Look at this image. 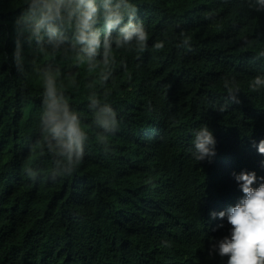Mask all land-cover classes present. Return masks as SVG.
Instances as JSON below:
<instances>
[{
    "label": "trees",
    "instance_id": "16d2710c",
    "mask_svg": "<svg viewBox=\"0 0 264 264\" xmlns=\"http://www.w3.org/2000/svg\"><path fill=\"white\" fill-rule=\"evenodd\" d=\"M30 3L0 0V264H227L218 248L227 214L211 213L243 197L242 171L256 173L253 187L264 182L254 146L264 140V88H249L264 77V0H129L149 38L117 47L118 27L108 50L97 0L101 46L91 60L75 39L74 0L61 5L56 36L45 27L39 39ZM45 73L89 137L71 177L52 179L53 160L31 151ZM226 80L239 91L230 95ZM105 106L116 133L96 122ZM201 125L216 155L198 162Z\"/></svg>",
    "mask_w": 264,
    "mask_h": 264
},
{
    "label": "clouds",
    "instance_id": "9594fccd",
    "mask_svg": "<svg viewBox=\"0 0 264 264\" xmlns=\"http://www.w3.org/2000/svg\"><path fill=\"white\" fill-rule=\"evenodd\" d=\"M105 26L103 47L110 48L111 33L119 27V37L115 40L117 47L123 42L135 39L141 48L149 36L142 23H134L135 6L129 0H101ZM64 0H31L29 13L36 17L32 35L40 38L41 29L47 28L50 38L57 34L55 22L62 19L61 5ZM67 10V9H66ZM100 8L97 0H74V6L69 10V16L75 17V39L82 46L81 50L88 59H92L101 46L100 34L96 29L97 15ZM125 17L127 22L125 23ZM122 25V26H121ZM188 38L184 43L187 44ZM155 47L163 49L164 43L158 42ZM224 88L231 95L239 91L234 81L224 82ZM252 92L264 88V77L257 76L249 84ZM233 99L235 97L233 96ZM239 103V101H236ZM92 106L99 104L95 98ZM223 111V109H221ZM116 113L110 107H103L95 113L96 122L106 133H116L118 122ZM194 151L192 156L196 161H203L216 155V139L213 131L207 125L193 129ZM39 142L33 146L32 152L44 151L53 160L54 167L50 172L52 179L71 177L83 163L85 142L89 139L87 132L81 125L77 113L72 111L64 99L57 92L53 76L45 73L43 81L42 112L38 122ZM97 141L101 145L109 144V136L99 134ZM254 146L260 155H264V140ZM61 166L62 171H57ZM28 178L34 179L37 171L32 166L24 169ZM244 194L239 202L229 207L226 212L211 213L215 217L224 219L227 214V223L230 225V235L224 236L218 244L219 255L227 257V264H264V182L253 187L257 175L253 172L242 171L235 176ZM264 181V177H260Z\"/></svg>",
    "mask_w": 264,
    "mask_h": 264
}]
</instances>
